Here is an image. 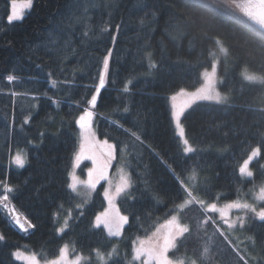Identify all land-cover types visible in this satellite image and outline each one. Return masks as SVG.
Listing matches in <instances>:
<instances>
[{
	"label": "trees",
	"instance_id": "16d2710c",
	"mask_svg": "<svg viewBox=\"0 0 264 264\" xmlns=\"http://www.w3.org/2000/svg\"><path fill=\"white\" fill-rule=\"evenodd\" d=\"M9 1L0 0V195L10 185L8 206L33 227L23 219L25 229L15 228L0 206V264H23L13 257L16 249L47 260L64 244L85 258L80 264H97V249L114 248L106 264H140L132 261L133 242L149 236L186 198L177 175L183 179L195 167L197 183L188 187L205 207L248 198L264 183V87L241 75L243 68L264 73V57L253 37L257 26L234 6L203 7L208 0H32L22 19L9 22ZM214 38L227 54L217 55ZM109 49V74L93 107L87 100ZM213 55L226 101L202 100L185 111L182 123L195 149L185 154L169 97L196 88ZM9 75L15 79L8 81ZM85 110L93 113L97 138L114 146L112 164L122 165L130 181L115 199L128 217L119 238L93 224L105 205L102 184L86 203L69 188L77 121ZM257 145L262 152L250 163L254 176H241L240 163ZM15 151L25 154L23 167L12 163ZM207 216L219 231L202 223ZM66 217L69 227L59 234ZM179 217L190 232L177 238L169 252L173 260L264 264V220L254 213H243L244 226L236 224L230 232L216 212L198 204ZM206 246L208 258L201 255Z\"/></svg>",
	"mask_w": 264,
	"mask_h": 264
},
{
	"label": "snow or ice",
	"instance_id": "6c2138e0",
	"mask_svg": "<svg viewBox=\"0 0 264 264\" xmlns=\"http://www.w3.org/2000/svg\"><path fill=\"white\" fill-rule=\"evenodd\" d=\"M32 3V0H27V6L30 7ZM233 4H236V0H232ZM11 14L8 15L7 19L9 22H12L13 20H20L23 17V9L18 10L16 7V0H11ZM205 8H212V7H220L219 4L215 3V0H212L211 3H205L202 5ZM240 7L241 12L252 22V24L258 26L256 28L252 29L253 37L256 41L259 42V47L257 48V51L259 54L264 57V0H247L246 4L243 6L237 5ZM120 25H116V28L119 29ZM108 28L105 27L102 29V31H107ZM87 33H85L86 35ZM206 34V33H205ZM216 44L220 45V52L227 54V49L223 46L219 38H214ZM113 40H115V37H113ZM112 55V50L109 49L107 52V55L103 58V70L99 73V84L96 87L95 93L91 95V99L87 100V103L91 106H95L97 103V96L100 92V89L105 86L106 77L109 74V58ZM149 59V68L154 69L156 67L155 62L151 60V54H148ZM216 62H213L212 64V74H209L207 70H205L204 75L207 80V84L211 85L212 82V75H214L216 70ZM244 79L249 82H256L258 85L264 87V73L256 74V73H248L245 72ZM15 79L14 76L9 75L7 77L8 81H13ZM132 83L131 80H129L124 87V91H129L127 84ZM55 85V82H53ZM186 94L184 89H180V92L177 95ZM191 99L192 101L195 100H208V101H215L216 103H222L226 101V97L222 96L219 92H216L214 89H212L210 86H206L202 89H199L196 93H192ZM176 99V95L172 96V100ZM188 107V105H184L183 107L175 110L173 112V118L175 120L176 128L178 129V135L183 140L184 148L183 152L185 154L187 153H193L195 152V149L191 146L189 140L186 138V132L185 128L181 123V117L184 115V109ZM127 111V109H125ZM93 113L91 110H85V112L79 117L77 123H79L80 128L83 130L84 135V142L81 144L80 152L76 155L75 159L77 164L79 161L84 157L85 153V145L87 141L89 140L90 135V125L89 121L92 117ZM25 123H27V119L25 120ZM121 127H123L121 125ZM125 132H127L131 137H134L136 140H139L140 137L136 132H133L131 129H125ZM94 135V134H93ZM105 145H107L108 149H114V146L111 144H108V142L105 140L103 142ZM262 147L261 145H257L253 147L248 154L247 158L243 160L242 164L239 166V173L241 176L244 177H253L254 173L250 170L249 165L250 163L255 159L261 156ZM109 157L112 158L113 153L112 151H109L108 153ZM13 162L18 167H23L25 164V157L18 151L16 154L12 157ZM264 168V165L261 166ZM94 169L88 170V180L81 181L77 177L73 175L72 183L69 185V187L72 189L73 192H77V186L78 184L84 185L87 189L91 190L96 187V184L99 183V180L105 179V174L103 171H101L98 176L94 178L93 173ZM174 175L175 171L173 170ZM177 180L179 181L180 187L183 189V192L186 194V198L183 199V202L180 204H177L174 206V212L176 214H173L170 216L169 219H167L163 225H160L155 232L152 233L151 236H146L143 239L138 238V241H134L133 244L134 249V260H140L143 257L142 264H184V260L181 259L179 261L173 260L169 256L170 250H175L177 247V238L183 237L184 234L190 232V228L187 224H183L180 222L179 213L184 210L187 206L198 204L201 209H203L205 212L213 211V212H219L220 213V219L223 221L224 224L228 225L229 229H232L235 227L236 223L239 222L240 226H244V218L243 217H237L236 220H229L227 219V211L226 209H242L247 210L248 212L254 213L256 217H258L260 220H264V207H261L259 210L253 205L249 204L247 202H238V201H232L224 205L222 208H218L216 203H210L205 207V201L203 199H197L193 195V190L188 187V184L195 185L198 180V173L193 167L191 174L185 176L183 179L179 175L176 176ZM129 180L126 176L122 175L120 177V183H118L115 187V192L110 194L109 190H105V197L108 199L110 206L112 205V200L115 196H119L122 192L125 191L129 187ZM14 191V189L10 185H3V194L0 195V206H3L4 208L8 207V201H9V195ZM77 194H80L77 192ZM255 199L259 201H264V184H262L259 187L258 193L255 194ZM77 208L82 207V205H76ZM15 208H12V212L15 213ZM71 213H69V216ZM25 222L28 224V227L31 228L33 225L30 221H27L25 218ZM211 222L216 226L217 231L220 230V225L215 221L212 220L211 217H208L206 220H204L202 223L207 224ZM16 223L20 225V227L23 229L24 224L20 223V215L19 213H16ZM128 223V217L123 216L119 214V211L116 212V217L114 219L109 218V213L106 210L104 213H100L96 216V226L99 227L101 224L104 225V227L108 230L109 236H119L121 234L120 229L123 227L124 224ZM68 217L65 218L64 224L61 228L57 229L58 232H63L65 228H68ZM163 229V231H161ZM223 235V233H221ZM0 239H3V236H0ZM73 251H75L73 249ZM115 251V248L113 249V252ZM113 252H109L107 254V258H111ZM209 252L208 247L206 246L204 248L203 253L201 254L205 258L207 257V254ZM96 254L98 259L100 260L101 264H106V258L105 255L100 253V251L97 249ZM14 255L17 257V259H24L27 264H41L40 260L37 258L36 253H32L30 255H26L25 253H22L21 251H17L14 253ZM82 259H85L81 255H76L73 259L69 258V245L64 244L62 247L58 250V255L55 256V258L50 260H45L44 264H80V261ZM190 264H197L196 260H191ZM247 264V262H245Z\"/></svg>",
	"mask_w": 264,
	"mask_h": 264
},
{
	"label": "rangeland",
	"instance_id": "374dc122",
	"mask_svg": "<svg viewBox=\"0 0 264 264\" xmlns=\"http://www.w3.org/2000/svg\"><path fill=\"white\" fill-rule=\"evenodd\" d=\"M209 2H212V0H208ZM247 0H236V4H233L232 3V0H215V3H218L219 5H222L223 7H232V6H235V9L244 16V14L241 12L240 10V7H238L237 5H240V6H243L244 4H246ZM32 5V3H31ZM11 7H12V4H11V0L9 1V14H11ZM16 7L18 10L20 9H23V15L25 14L26 11H28L30 9V7L27 6V0H16ZM8 14V15H9ZM246 17V16H245ZM247 18V17H246ZM248 19V18H247ZM13 21H18V20H13ZM224 46V45H223ZM216 53H218L217 55H221L223 53L220 52V45L216 44ZM107 55V54H106ZM104 58V57H103ZM213 62H216V64H218V56L216 55H213L212 59H211V66L206 69L208 71L209 74H212V64ZM103 70V60H102V64H101V67H100V70H99V73ZM204 72L202 73V76H201V82L199 83V85L194 88V89H191V90H185V93L186 94H182V95H177L180 91H177L175 93H173L172 95H170L169 97V105H170V112H171V119H172V125H173V128H174V131L176 133V135L179 137L178 135V129L176 128V124H175V120L173 118V112L181 107H183L184 105H188V107H186L184 109V113L185 111L191 106L193 105L194 103L198 102V101H202V100H195V101H192L191 99V95L192 93H196L199 89H202L206 86H210L212 89H214L216 92H219L222 96H225L224 93H222L219 89V75H218V71H217V66H216V70H215V73L214 75H212V82H211V85H208L207 84V80H206V77L204 75ZM245 72H248V73H256V72H253V71H250L248 70L247 68H243L242 71H241V75L242 77L244 78V73ZM256 74H259V73H256ZM106 80H107V77H106ZM106 83V81H105ZM99 84V75H98V79H97V82L95 84V89H94V93H95V90H96V87L98 86ZM93 93V94H94ZM173 95H176V99L175 100H172V96ZM208 101V100H207ZM215 102V101H214ZM79 119V118H78ZM181 123H182V117H181ZM89 125H90V135H89V140L87 141L86 145H85V153H84V157L79 161V163L77 164L76 162V155L80 152V149H81V144L82 143H85L84 142V135H83V130L80 128V125L78 123V131H77V135H78V146H77V150L73 156V159H72V162H71V167H70V170H69V173H68V179H69V185L72 183V180H73V175L75 177H77L79 180L81 181H86L88 180V170L89 169H94V173H93V176L94 178L96 176H98V174L103 171L104 174H105V179H102V180H99V183L96 184V187L100 184H102V196L104 198V202H105V205H104V208L99 211L95 216H94V220H93V224L96 226V216L99 215L100 213H104L106 210L108 211L109 213V218L110 219H114L116 217V212L117 210L119 211L118 207H117V204H116V197H114V199L112 200V205L110 206L109 204V201L108 199L105 197L104 193H105V190H109V193L112 194L115 192V187L118 183H120V177L122 175L126 176L128 178V174H127V171L126 169L118 164V163H113L111 162V159L113 158H110L108 153L109 151H112V149H108L107 145H105L103 142L105 141V139H98L96 134H95V128H94V123H93V120L92 118L90 119L89 121ZM183 125V123H182ZM94 134V135H93ZM179 140L184 148V144H183V140L182 138L179 137ZM107 141V140H106ZM108 144H111L109 141H107ZM112 145V144H111ZM255 147V146H254ZM251 151V150H250ZM249 151V153H250ZM16 152L18 151H15L12 156H11V160H12V157L16 154ZM24 157H25V154L22 152V151H19ZM248 153V154H249ZM248 156V155H247ZM247 156L244 158L246 159ZM114 157V156H113ZM243 159V160H244ZM242 160V162H243ZM242 162L240 163V165L242 164ZM12 163L14 165H16L13 160H12ZM239 165V166H240ZM17 166V165H16ZM249 168L251 170V167L249 165ZM238 170H239V167H238ZM129 180V178H128ZM130 182V181H129ZM264 184V183H263ZM262 185V184H261ZM261 185H258L255 189H253L249 194H248V198H245V199H236V200H229V201H223L221 203H216L217 204V207L218 208H222L224 207V205H226L227 203L229 202H232V201H238V202H247L249 204H253L257 210H259L261 207L258 206V204L261 202L259 200H256L255 199V194L258 193L259 191V187ZM96 187L94 189H87L84 185L82 184H78L77 186V192L80 193V195L82 196L81 198H83V203H86L92 193L94 192V190L96 189ZM70 188V187H69ZM71 189V188H70ZM128 189V188H127ZM72 190V189H71ZM126 191V189H125ZM124 191V192H125ZM123 193V192H122ZM183 202V201H182ZM181 202V203H182ZM180 204V203H179ZM210 204V203H207L206 204V207L207 205ZM1 208L3 210H5L10 222L12 225L15 226V228L17 229H22L20 227L19 224L16 223V213H18L17 211H15V213L12 212V206H8L7 208H4L3 206H1ZM228 215H227V219H229L230 221L231 220H236L237 217H241L243 216V213H245L247 210H242V209H226ZM218 214V216H220V213L217 211L216 212ZM119 214L120 215H123L120 211H119ZM173 214H176L175 212ZM172 214V215H173ZM20 215V214H19ZM124 216V215H123ZM23 216H20V221L23 220L22 218ZM209 216H207L208 218ZM170 218V217H169ZM168 218V219H169ZM220 218V217H219ZM25 220V218H24ZM65 220V219H64ZM64 220L58 224L57 226V229L61 228L64 224ZM165 222V221H164ZM163 223H160L158 224L154 229L153 231L151 232V234L149 236L152 235L153 232L156 231V229L160 226V225H163ZM221 222L223 223V221L221 220ZM22 224V222H20ZM236 224H239V222H237ZM223 225L225 226L226 228V231L230 232L231 229L228 228V225L224 224ZM124 226V225H123ZM99 227H102L103 230L105 231L106 235H108V230L104 227L103 224H101ZM123 228V227H122ZM122 228L120 229V232H122ZM25 229V227L23 228ZM163 231V229L161 230ZM58 232V231H57ZM59 234L61 232H58ZM121 235V234H120ZM119 236H109L111 238H119ZM0 236H1V233H0ZM145 238V237H144ZM143 239V238H141ZM138 241V240H137ZM134 246L133 245V249H134ZM133 249H132V261H137L139 262L140 264H142V261H143V257L140 259V260H134L133 259V255H134V252H133ZM21 251L22 253H25L26 255H30L32 254V252H28V251H24V250H21V249H16L13 251V257L22 262L23 264H27V262L24 260V259H17V257L14 255L15 252L17 251ZM109 252H113V249L110 250V251H106V252H102L100 251V253L104 254L105 255V258H106V261L109 259L107 258V254ZM114 254V252H113ZM112 254V255H113ZM76 255H81V254H78V253H73L72 252V248L71 246H69V258L70 259H73ZM82 256V255H81ZM83 257V256H82ZM94 259L96 260L97 264H101L100 260L98 259L97 257V254H96V251L93 255ZM55 258V257H53ZM53 258H50V259H53ZM50 259H47V260H50ZM44 261L45 260H40L41 264H44ZM177 261V260H176Z\"/></svg>",
	"mask_w": 264,
	"mask_h": 264
},
{
	"label": "water",
	"instance_id": "95a60500",
	"mask_svg": "<svg viewBox=\"0 0 264 264\" xmlns=\"http://www.w3.org/2000/svg\"><path fill=\"white\" fill-rule=\"evenodd\" d=\"M235 7V6H234ZM242 15V14H241ZM243 16V15H242ZM244 18H246L245 16H243ZM247 19V18H246ZM248 20V19H247ZM250 21V20H249ZM251 22V21H250ZM252 23V22H251ZM258 27V26H257Z\"/></svg>",
	"mask_w": 264,
	"mask_h": 264
}]
</instances>
